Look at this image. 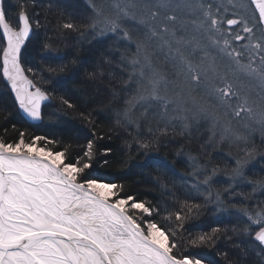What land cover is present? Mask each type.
Listing matches in <instances>:
<instances>
[{
  "label": "snow or ice",
  "instance_id": "snow-or-ice-1",
  "mask_svg": "<svg viewBox=\"0 0 264 264\" xmlns=\"http://www.w3.org/2000/svg\"><path fill=\"white\" fill-rule=\"evenodd\" d=\"M158 6L167 7V4L161 3ZM186 6L192 7L191 4ZM234 6L245 10L251 8L257 23L264 29V0H248V3ZM28 7L27 3L20 5L17 14L19 23L13 26L10 16L6 14L4 0H0V29L6 38V46L2 48V71L10 82L19 107L31 119L40 120L42 102L54 97L37 86L34 79L29 78L28 74L35 77L36 71L31 67L26 69L21 63V50L33 32V27L41 26L39 20H32ZM131 7L134 8L135 5ZM196 7L205 9L198 27L208 34L210 45L230 62L227 65L228 71L217 70L216 57L195 37L191 40H185L182 36L177 38L176 30L169 29L166 24L158 32L153 26L158 12L140 17L139 24L147 26L151 37L159 36L163 39L161 33H170L171 39H163L161 47H168L172 59L176 61L174 67L178 69L177 76L183 79L180 83H173L170 90L167 78L152 68L147 42L136 40V53L129 60L132 71L126 81L135 85L134 93L125 101L127 107L124 118L128 125L135 124L139 129V123L130 114L137 106L156 104L163 115H167L171 108L176 115L171 117L169 123L171 120H180L186 129L190 120L209 115L203 98L192 95V85L200 86L202 83L207 95L215 96L223 103H228L232 98L241 101L234 109L236 116H240L242 112L253 114L251 107H245L247 97L242 98L240 92L234 91L233 84L228 82L229 71L233 75L239 73L240 76L259 82L264 91V55H261L264 47L261 42L252 46L260 50L256 53L259 57L258 64L256 57H250L244 62L243 53L237 51L227 38L231 34V28H228L227 33L222 28L225 23L228 26L243 25V32L249 36L236 34L233 37L235 41H243L250 39L255 25L249 27L248 20L242 15L238 19L225 21L218 15L219 8L216 9V14L211 11V4L200 3ZM122 12L124 18L137 19L127 7ZM168 19L174 21L176 17L170 16ZM97 23L100 21H94L90 26L95 28ZM102 23L104 26L101 34L122 32L124 39L133 40L129 31L123 28L119 14L114 19L105 17ZM58 27L79 30L73 22H65ZM189 45L193 46L192 52L186 54L182 48ZM43 47L51 53L57 52L51 44L45 43ZM243 47L247 49L249 45ZM197 49L202 53L199 63L191 59ZM57 58L59 57L53 56V59ZM206 61H210L207 67ZM209 68L214 77L208 76ZM63 70V66L47 68L50 73ZM89 75L95 77L96 73ZM214 78L223 82V87L216 86ZM60 101L68 108H75L64 97H60ZM146 113L147 109L142 115ZM81 116L91 122L89 116H84L83 113ZM261 120L264 121V112L261 113ZM148 131L151 133L152 129L149 128ZM167 133L166 125L159 129V134L153 139H134L147 154V151L158 145L160 136ZM41 142H45L43 147L39 146ZM56 143L39 135L26 140L25 132H20L15 142H8L0 137V264H204L202 259L180 252L184 245L177 236V229L166 230L151 219L154 213H160L159 208L154 209L150 202L127 194L123 183L90 178L89 170L92 169L96 156L94 140H89L82 155L71 161L68 159V148L53 151L48 147ZM104 152L111 153L112 149L106 147ZM253 154L254 149H245L244 157L235 161L236 167L232 170L234 179H245L243 169L247 158ZM215 172L216 169H213V175ZM211 179L212 176H206L203 184L209 185ZM255 183L264 188V180ZM192 188L199 190V185L194 184ZM199 208L200 205L185 200L180 204L179 210L169 212L164 219L179 222L178 229L182 230L193 209ZM241 211L249 220V226L244 231L249 235L254 231L255 240L264 245V208L254 214L247 209ZM220 232V228H213L211 233L198 234L187 243L190 246L210 244Z\"/></svg>",
  "mask_w": 264,
  "mask_h": 264
},
{
  "label": "trees",
  "instance_id": "trees-1",
  "mask_svg": "<svg viewBox=\"0 0 264 264\" xmlns=\"http://www.w3.org/2000/svg\"><path fill=\"white\" fill-rule=\"evenodd\" d=\"M13 1L16 3L13 11L27 3L31 15L40 21L42 29L25 46L23 60L27 62L29 58L31 62H36L41 87L54 98L52 103L45 106L39 124L26 121L17 111L0 72V137L15 142L20 132L26 133V140L37 135L46 136L57 142L48 145L52 150L68 148L70 161L82 155L87 142L94 140L96 156L89 170L90 178L123 183L127 194L150 202L154 209L159 208L160 213H154L151 219L166 230L177 229V236L184 245L180 249L182 254L200 258L204 264H264V247L255 240L254 231L251 235L244 231L249 226V220L240 213L242 211L238 213L231 209L229 202L232 193L226 190L231 186L225 178L233 174L235 161L242 155L238 150L240 147L225 143L213 149L217 147L216 141L212 142L204 135L197 134L195 130L198 128L177 129V124L169 123L170 119L167 118L170 110L162 117L158 105L155 107L158 112H149L142 121H137L139 129L135 124L128 125L122 114L127 107L125 101L133 93L126 83L129 78L126 75L132 68L126 61H121L119 55L124 54L123 51L117 54L124 45H120L116 37L103 41L88 35L89 23L94 17L88 3L85 0ZM65 22L75 23L79 30L58 27ZM253 23V20L250 21L251 26ZM254 25L256 32H262L260 24L256 22ZM45 43L51 44L57 49V55L62 56L58 60L53 59V54H47L49 51L44 49ZM44 54L46 59H43ZM49 66H63L64 70L50 73L47 71ZM90 73H96V76L92 77ZM60 97L70 100L75 108L63 105ZM81 113L89 116L91 122L83 119ZM166 125L168 133L160 136L158 145L146 154L134 138L153 139L159 134V129ZM149 128L152 129L151 133ZM106 147L111 148L112 152L105 154ZM222 157H232L233 163ZM213 169H216L215 175ZM257 169L263 170L260 166ZM249 171L250 168L248 171L243 169L245 180L253 182L250 186L245 185L243 180L232 183L235 193L242 190L239 189L240 184V187L249 191V201L244 202L248 210L252 209L251 205L255 201L250 187L261 190L255 183L259 177L249 175ZM255 175L259 176L257 173ZM206 176H212L207 186L203 184ZM219 183H224L226 188H221L223 186L220 187ZM194 184L199 185V190L192 188ZM185 200L200 205V208L193 209L180 230L179 222L165 220L164 217L169 212L179 210ZM249 212L254 214V211ZM217 227L221 232L210 244L188 245L192 237L211 233Z\"/></svg>",
  "mask_w": 264,
  "mask_h": 264
},
{
  "label": "rangeland",
  "instance_id": "rangeland-1",
  "mask_svg": "<svg viewBox=\"0 0 264 264\" xmlns=\"http://www.w3.org/2000/svg\"><path fill=\"white\" fill-rule=\"evenodd\" d=\"M87 5H89L92 9V13L94 15L93 20L89 23L88 31L94 39L96 40H103L105 39H116L118 42H120V45H124L123 50H118L117 54H119L120 51H123L124 54H120L121 61H126L129 66V60L132 58V56L136 53V47H135V41L136 40H144L147 42L148 45V51L151 53V60H152V68L158 71L161 75L167 78L169 83V89L171 90L173 87V83H180L183 79V77H178L177 67H174V64L176 61L172 59V56L169 53V49L167 46L161 47L163 44V39H171L170 33H161L163 35V39H161L159 36L151 37L150 33L148 31L147 26L139 24V19L142 16L149 15L151 12H158L159 15L156 17V20L153 22V26L156 27L157 31L160 32L163 28V26L166 24L169 29H175L176 30V37H183L185 40H191L193 37H195L202 45L206 46L208 48V51L216 57V66L217 70L219 72L228 71L227 65L230 63L227 58H222L219 54L218 50L215 49L210 45V42L207 39V33L204 32L203 29H200L198 27L199 21L203 19V13L205 9H201L199 7H196V5L203 3L204 5L211 4L212 8L211 11L216 14V9L219 8L218 15L224 19L225 21L227 19L232 18H239L241 15L244 16L245 19L248 20V26L253 27L250 24L251 16L253 15L252 9H241L237 6L239 3H248V0H85ZM161 3H166L167 7H159ZM5 4V10L6 14L10 16V23L13 24V26H16L19 21L17 19V14L20 11H13V5L16 4L13 0H4ZM135 5V7H131V5ZM191 4L192 7L189 8L186 5ZM119 5V7H117ZM177 5H180L177 7ZM125 7L128 8V11L130 13H133L136 15L137 19L132 20L130 17L124 18L122 9ZM230 7L232 9L228 10ZM29 11V9H28ZM121 16V24L123 28H126L129 31V34L133 36L132 41H128L124 39L122 32L118 33H111V32H104L101 34V29L103 28V20L105 17L114 19L117 17V15ZM30 17L32 20H37L35 16H32L29 12ZM251 15V16H250ZM175 16L176 20L172 21L169 20L168 17ZM254 17V16H253ZM94 21H100V23H97V26L95 28L91 27L90 25ZM195 21V23H193ZM254 25V23H253ZM231 28V34L227 36V38L232 42L233 47L236 48L237 51H241L243 53V59L244 62H247V60L250 57H256V63H259V57L256 56V53L260 51L259 49H254L252 46L257 43L261 42L262 47H264V33L262 32H256V29L253 28V34H251L250 39H245L243 41H235L233 37L236 34H239L241 36L248 37L249 34H246L243 32V25H235V26H228L226 23L223 25L222 31L227 33L228 28ZM41 27L36 28L33 27V32L30 34L29 39L25 42L24 47L21 50V63L25 66V68H33L36 71V76L33 77L32 74H28L30 79H34L37 86L41 87V81L37 78V75L39 73V70L35 68L36 62L32 60H29L25 62L23 60V54L25 51V46L29 42V40L32 39L33 36H35V33L41 31ZM257 33V34H256ZM0 72H1V78L3 83H5V87L7 88L8 92L11 94L12 100L14 104L16 105L17 111L20 115L26 120L31 123L39 124V122L43 119V111L45 106L52 103V99L48 100L47 102H44V104L41 106V112H42V119L40 120H33L29 116L23 113V109L19 107L18 101L15 99V93L11 90L10 82L7 81V79L3 76L2 71V48L6 46V38L3 36V31L0 29ZM90 36V37H91ZM150 37V38H149ZM243 45H249L247 49L243 47ZM173 47H175V44H173ZM191 45L182 48V51H185V53H191L192 52ZM116 53V51H115ZM47 54L51 55L50 52H47ZM51 56L59 57L62 56L57 55V53H52ZM116 54V55H117ZM261 55H264V52H261ZM118 56V55H117ZM118 56V58H119ZM202 53L199 49H197L192 55L191 59L195 63H199L201 59ZM43 59H46V55L44 54ZM127 59V60H126ZM55 60H58L55 59ZM210 61L205 62V67L208 66ZM125 67V66H124ZM126 76L129 77V74ZM208 76L214 77V74L211 70V68L208 69ZM214 82L216 86L223 87V82H221L219 79L214 78ZM228 82L233 84V90H238L240 92L241 97H247L248 103L245 105V107H251L253 109V114L249 115L247 112H242L240 116H236L234 113V109L241 103V101L236 100L235 98H232L228 103L221 102L218 98L215 96H209L206 94V89L204 87V84L202 83L200 86L192 85V88L194 89L192 92L193 96H196L198 98H203V102H206L209 115L207 116H200L197 117L195 120H190L189 126L186 129H195L198 128L196 131L197 134L204 135L205 138L209 139L210 141L214 142L216 141L217 147H220V145H224L227 143L228 145H234L239 146L238 150L241 151L242 155L240 156L241 159L244 157V151L245 149L252 150L254 149V154L247 158V164L244 167V170L248 171V168L251 169V172L249 175H252L253 177H259L258 180L262 181L264 179V121L261 120V113L264 112V91L261 90V87L259 85V82L254 80H249L248 78H245L243 76H240L239 73L236 75H233L229 71V78ZM130 88H132L133 93L135 91V85L134 84H128ZM128 86L125 88L128 91ZM44 91L45 89L41 87ZM51 96L52 94L48 92ZM132 93V94H133ZM156 104L148 105L145 104L143 107L137 106L136 109L130 114L132 116V119L134 120H141L145 118V116L149 112L156 113L158 112L156 110ZM125 109V108H124ZM145 109H147L146 115H142V113L145 112ZM149 110V111H148ZM170 110L169 116H167L168 119H171L172 116L176 115V113H173ZM160 116L164 117L162 115V110L160 109ZM122 118H124V113L122 114ZM125 119V118H124ZM172 123L177 124L176 128L179 129L183 127V122L180 120H171ZM180 130V129H179ZM194 131V130H192ZM191 131V132H192ZM178 132V131H177ZM250 140L252 141L250 143ZM255 141V144L253 143ZM209 143V141H208ZM253 143V144H252ZM45 142L43 144L41 143L39 146L43 147ZM245 146V147H243ZM242 147V148H241ZM54 151V150H53ZM219 150L217 151V153ZM216 153V154H217ZM225 159L227 161L232 160L233 158L229 157H222V159ZM262 167L263 170L257 169V167ZM253 170L255 173H257L259 176L255 175L253 173ZM260 170V171H259ZM229 178H225L229 184L230 188H226L224 183H219L221 188H226L230 190L232 194L230 197V206L232 210H236V212H240L241 209H247V211H258L260 208H264V188H261L260 191H256L255 187H250L251 191L256 194L253 195V198H255V201L253 202V205H251L252 209L248 210V207L244 205L247 201H249V191L245 190L244 188L240 187L242 184L239 185L238 193H235L233 191V184L235 181H238V179L233 178V174H229ZM248 175V174H246ZM249 175L247 177H249ZM232 178V179H231ZM234 181V182H233ZM250 180H243V183L245 185H249L248 183ZM241 182V181H240ZM242 183V182H241ZM248 186V187H249ZM261 193V194H260ZM259 194L261 196H259ZM261 201V203H259ZM241 206V207H239ZM243 213L244 212H240ZM246 218V217H245ZM258 230V229H257ZM258 242V241H257ZM259 243V242H258ZM264 247V245H262Z\"/></svg>",
  "mask_w": 264,
  "mask_h": 264
},
{
  "label": "bare ground",
  "instance_id": "bare-ground-1",
  "mask_svg": "<svg viewBox=\"0 0 264 264\" xmlns=\"http://www.w3.org/2000/svg\"><path fill=\"white\" fill-rule=\"evenodd\" d=\"M230 9H232V7H230L228 10H230ZM251 16V15H250ZM252 18H251V20H253L254 21V23H256L257 21H256V19H255V17H253V16H251ZM262 33H264V29H262ZM134 36V34L132 35V37ZM252 141L250 140V143H251ZM253 143L255 144V141H253ZM252 143V144H253Z\"/></svg>",
  "mask_w": 264,
  "mask_h": 264
},
{
  "label": "water",
  "instance_id": "water-1",
  "mask_svg": "<svg viewBox=\"0 0 264 264\" xmlns=\"http://www.w3.org/2000/svg\"><path fill=\"white\" fill-rule=\"evenodd\" d=\"M1 30H2V29H1ZM47 101H48V100H47ZM47 101H44V102H47ZM44 102H42V105L44 104ZM42 105H41V106H42ZM23 113L26 114L24 111H23ZM26 115H27V114H26ZM27 116H28V115H27Z\"/></svg>",
  "mask_w": 264,
  "mask_h": 264
}]
</instances>
